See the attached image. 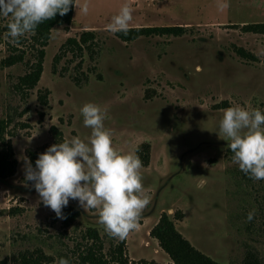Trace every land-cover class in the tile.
I'll return each mask as SVG.
<instances>
[{
	"label": "rangeland",
	"instance_id": "obj_1",
	"mask_svg": "<svg viewBox=\"0 0 264 264\" xmlns=\"http://www.w3.org/2000/svg\"><path fill=\"white\" fill-rule=\"evenodd\" d=\"M87 2L88 13L73 5L71 23L54 27L45 46L33 34L10 43L8 18L0 17V150L9 143L17 162L15 175L0 179V264H21L23 256L40 257L41 264H56L60 257L94 264L90 248L110 260L119 239L106 234L98 210L70 199L67 206L79 215L66 226L25 179L28 151L38 158L73 136L87 142L91 129L80 109L89 102L107 110L104 125L114 147L138 148L141 160L148 155L141 173L151 202L125 239L130 262L172 264L149 236L166 214L214 263L264 264V180L239 169L219 130L228 107L264 112V35L241 30L264 24V0H228L224 11L217 7L220 0ZM125 3L133 8L129 30L181 28V35L120 40L106 26ZM83 34L92 36L83 43ZM39 52L42 73L27 89L23 79L37 65ZM6 60L14 64L6 66ZM45 91L47 106H42L38 97ZM252 209L256 213L248 221ZM90 229L99 242L87 238Z\"/></svg>",
	"mask_w": 264,
	"mask_h": 264
},
{
	"label": "clouds",
	"instance_id": "obj_2",
	"mask_svg": "<svg viewBox=\"0 0 264 264\" xmlns=\"http://www.w3.org/2000/svg\"><path fill=\"white\" fill-rule=\"evenodd\" d=\"M70 5L88 13L87 0L80 5L77 0H0V17L8 18L5 39L18 43L44 21L66 15ZM217 7L224 11L230 3L220 0ZM132 12L130 4H123L106 29L127 34ZM80 111L84 126L91 129L87 142L73 136L53 144L39 154L35 168L25 157V179L33 181L42 203L58 218H65L62 210L70 199L78 200L81 207L98 210L106 234L124 240L139 227L141 214L151 202L144 191L139 149L122 152L114 147L112 132L104 125L106 109L89 102ZM219 130L229 141L239 169L251 179L264 180V112L239 104L228 107ZM255 213L256 209L248 213V221ZM56 264H70V260L60 257Z\"/></svg>",
	"mask_w": 264,
	"mask_h": 264
},
{
	"label": "trees",
	"instance_id": "obj_3",
	"mask_svg": "<svg viewBox=\"0 0 264 264\" xmlns=\"http://www.w3.org/2000/svg\"><path fill=\"white\" fill-rule=\"evenodd\" d=\"M73 14V5H70V10L64 16L56 14L54 18L44 21L37 26L35 33L33 34L42 46L46 45L49 39L50 32L54 27L67 26L71 23ZM241 30L248 33L261 34L264 35V24H248L241 27ZM182 33L181 28H146V29H130L127 34L123 32L115 33L116 37L124 42L132 41L140 36H164L173 35L180 36ZM84 35V37H83ZM81 39L82 42H86V37L92 36V34H83ZM239 53H242L241 50ZM42 58L43 52H39V60L35 68L30 74L24 77L23 83L27 89H33L42 73ZM14 63L12 60H6V66H12ZM48 92L40 94L38 100L42 106H47ZM3 124L0 123V127ZM4 129V128H3ZM2 131V129L0 130ZM51 132H55L57 136L61 134L56 132L54 127L51 128ZM148 145L145 149L148 150ZM229 152H231L229 150ZM29 161L32 166H35L36 154L34 152H27ZM143 166L148 164V155L145 154L142 160ZM17 162L14 158V153L9 143H5L0 150V179L6 180L13 177L16 173ZM64 219L63 222L66 226L71 225L75 219L78 217L79 213L67 206L63 208ZM181 219L182 216L177 218ZM87 238L90 239L94 244L100 241L98 232L96 230L90 229L86 232ZM149 236L155 239L158 243L159 248L168 256L172 264H216L209 258L202 255L200 252L195 250L175 229L174 224L169 220L166 214H162L157 225L150 231ZM125 239L117 242L116 246L111 252L110 260L106 261L102 258H98L93 254V250L90 248L88 256L94 264H134L130 262L126 255L124 254ZM21 264H41L40 257L33 258L31 256L22 257ZM155 264V263H151Z\"/></svg>",
	"mask_w": 264,
	"mask_h": 264
},
{
	"label": "crops",
	"instance_id": "obj_4",
	"mask_svg": "<svg viewBox=\"0 0 264 264\" xmlns=\"http://www.w3.org/2000/svg\"><path fill=\"white\" fill-rule=\"evenodd\" d=\"M169 259V258H168Z\"/></svg>",
	"mask_w": 264,
	"mask_h": 264
}]
</instances>
